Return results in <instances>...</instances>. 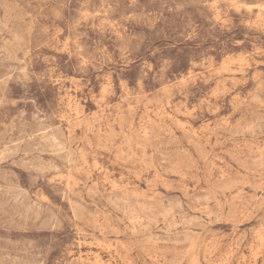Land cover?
I'll return each instance as SVG.
<instances>
[{"label": "rangeland", "instance_id": "rangeland-1", "mask_svg": "<svg viewBox=\"0 0 264 264\" xmlns=\"http://www.w3.org/2000/svg\"><path fill=\"white\" fill-rule=\"evenodd\" d=\"M0 264H264V0H0Z\"/></svg>", "mask_w": 264, "mask_h": 264}]
</instances>
